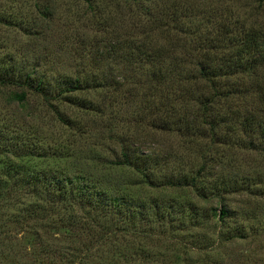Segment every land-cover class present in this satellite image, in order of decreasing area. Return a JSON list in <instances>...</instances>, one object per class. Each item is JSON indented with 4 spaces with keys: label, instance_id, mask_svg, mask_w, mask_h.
Returning a JSON list of instances; mask_svg holds the SVG:
<instances>
[{
    "label": "trees",
    "instance_id": "1",
    "mask_svg": "<svg viewBox=\"0 0 264 264\" xmlns=\"http://www.w3.org/2000/svg\"><path fill=\"white\" fill-rule=\"evenodd\" d=\"M5 1L11 4L16 0ZM42 1H35L32 7L37 17L46 21L52 14L49 4ZM81 1L88 9L97 5L92 0ZM161 1L126 0L140 5L135 15L137 22L130 25L132 30L143 29L144 32L143 25L153 26L157 20L152 22L149 17L156 11L160 22L156 28L165 35V46L159 43L146 45L145 39L141 41L144 45L116 39V45L111 46L109 52L115 54L114 60L136 61L132 73L135 79L129 88L133 85L147 102L143 107L139 106L131 123L138 129H146L151 133L150 137H154L155 132L160 133L162 140L165 139L163 135H169L173 143L181 147L177 153H182L179 156L182 158L171 159V148L168 151L164 148L159 153L141 151L137 131L134 135L117 136L118 153L113 166L130 171L135 181L127 183L128 179H125L106 189L96 181L88 182L89 177L84 176V172L67 175L40 166L46 161L62 163L64 154L67 158L72 156L66 146L74 144L80 131V116L97 111L101 117L105 115V109L108 121L113 122L115 95L120 90L118 87L126 85H107L102 82V75H84V71L81 74L78 70L68 76H52L38 63H26L16 55L0 53V89H5L7 103L23 104L29 95L35 96L46 108L47 124L54 130L60 128L55 134L41 128L40 121L29 126L0 116V244L9 237L5 235L6 229L12 223L22 228H36L45 222L77 227L87 230L91 240L96 239L89 243L80 241L78 255L71 253L70 258H66L69 263L77 264L78 259L85 260L89 252L111 240L129 236L159 237L160 233L151 228L152 224L160 227L159 231L165 228L170 232L207 226L212 230V236L197 238L192 245L183 243L192 252L205 256L228 242L227 232H231L233 239L246 228L235 215L231 219L222 198L238 193L250 196L257 180L254 184L253 177H228L218 159H223L225 148L234 138L229 132L235 130L241 135L235 137L233 145L241 148L248 158L264 159V92L259 95L260 107L251 108L242 118L234 116L233 111L223 112L217 108L224 99L245 98L253 92L240 81L243 77H251L257 67H264V35L252 30L245 33L236 40L239 45L232 54L234 57H225L223 40L212 41L205 48L180 51L177 38L174 39L177 9L172 2L169 4L171 9L162 12L156 8ZM33 24L25 26L26 29L35 28ZM137 78H142L146 84L135 81ZM93 82L99 84L96 88L109 94L104 105L97 106L96 101L84 97ZM199 83L205 86L200 87L201 90L197 88ZM111 96L113 98L109 99ZM33 119L36 120L32 118L31 121ZM122 123L126 124V120ZM52 137L55 139L51 141ZM183 157L187 158L184 163L181 162ZM133 188L160 190L168 193L170 198L149 196L132 200L127 194ZM76 209L80 212L76 213ZM253 216L247 217L251 224L256 214ZM253 227L254 223L248 229ZM38 238L35 236V240ZM55 253L51 255L55 256Z\"/></svg>",
    "mask_w": 264,
    "mask_h": 264
},
{
    "label": "rangeland",
    "instance_id": "2",
    "mask_svg": "<svg viewBox=\"0 0 264 264\" xmlns=\"http://www.w3.org/2000/svg\"><path fill=\"white\" fill-rule=\"evenodd\" d=\"M35 1L37 0H16L11 5L8 1L0 0V53L16 55L26 63H38L40 67L48 69L52 76H68L78 70L81 74L84 71V75H102V82L107 85H126L118 87L120 90L115 95V103L112 104L115 107L112 109V119L116 125L114 121H108L105 109V115L101 117L99 113L96 114L97 111L84 117L80 116V131L73 140L74 144L66 146L72 151V156L67 158L64 154L65 160L62 163L46 161L40 166L46 170L50 167L55 173L63 172L67 175H78V172L81 175L84 172L83 175L89 177L88 182L96 181L106 189L115 187L125 179H128L127 183L135 181L136 178L130 171L119 169L113 166V163L118 153L115 142L119 135H134L136 131L139 133L141 151L159 153L164 148L167 151L171 148V159L182 158L179 157L182 153H177L181 147L178 143H173L169 135H163L164 140L159 132L150 137L151 133L146 129H138L131 123V117L136 114L137 109L147 102L141 97L142 93L133 89V85L129 88V84L135 79L132 73L136 61L114 60L115 54H109L111 46L114 47L117 43L116 39L142 45L144 44L141 41L145 39L146 45L154 46L159 43L165 46V35L161 33V29L156 28L160 23L156 11L150 13L149 18L152 22H157L153 26L142 24L146 29L142 32L143 29L132 30L130 26L132 22H137L135 15L140 5L126 0H92L97 5L91 9L81 0H44L49 4V13L52 14L46 21H42V18L34 13L32 5ZM165 1L168 4H165ZM170 3L177 9V30L174 39L177 38L180 51L185 48H205L212 41L218 43L223 40L226 47L225 57H229L239 45L236 40L248 31H257L264 35V0H162L156 8L164 12L167 8L171 9ZM29 24L36 26L26 29L25 26ZM179 55L182 56V53L179 52ZM93 78L95 79L94 76ZM135 81L146 84L142 78ZM240 84L253 91L250 96L224 99L217 110L233 111L234 116L242 118L243 113L251 108L260 107L259 95L264 92V67H257L255 73L251 77H243ZM98 85L93 82L88 94L84 96L96 101L97 106L102 103L104 105L103 101L106 98L108 101L109 96L104 90L96 88ZM197 86L198 89L205 87L201 83ZM182 91L180 88V93ZM7 97L5 89H0V116L24 122L29 126L40 121L41 128L57 134L60 128L54 130L47 124L49 118L46 116V108L40 105L38 98L29 95L23 104H8ZM111 98L113 97H109ZM186 103L188 107L189 103ZM32 118L36 120L31 121ZM124 120L126 124L122 123ZM128 121L130 124H127ZM229 133L230 137L234 138L225 148L223 159H218L221 168L228 177H253L252 182L257 180L250 196L238 193L222 198V204L230 211L231 219L235 215L238 222L246 227L238 236L232 239L231 232H227L225 237L228 242L223 243L218 251L203 256L204 254L192 252L183 243L192 245L197 238L212 236V230L207 226L170 232L165 228L159 231L160 227L152 224L151 228L160 233L159 237L142 239L129 236L122 240H111L89 252L85 260L78 259L77 264H264V159L259 160L251 156L248 158L241 148L233 145L236 142L235 137L241 133L236 130ZM54 139L52 137L51 141ZM185 158L181 159L182 163L186 161ZM221 168L218 167L219 170ZM129 193L127 196H131L132 200L137 197L147 199L149 196L170 198L168 193L147 188H133ZM79 212L80 210L76 209V213ZM255 214L254 227L249 230L253 223H249L247 217ZM229 223L233 225V221L230 220ZM42 225L47 227L43 228ZM42 225L36 228L27 226L23 229L14 223L9 224L6 229L8 233L5 234L9 237L0 244V264H71L66 258H70L71 253L78 255L77 249H81L80 241L89 243L96 240L90 239L86 234L87 230L77 227L69 228L70 226L65 224L53 222H45ZM37 235L39 238L35 240ZM52 252H56L55 256L51 255Z\"/></svg>",
    "mask_w": 264,
    "mask_h": 264
}]
</instances>
